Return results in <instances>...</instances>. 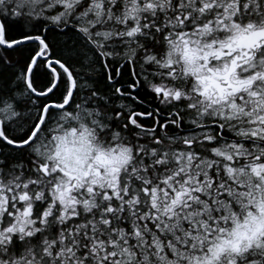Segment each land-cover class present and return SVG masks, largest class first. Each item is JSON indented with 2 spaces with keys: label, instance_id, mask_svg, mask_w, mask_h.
I'll use <instances>...</instances> for the list:
<instances>
[{
  "label": "snow or ice",
  "instance_id": "snow-or-ice-1",
  "mask_svg": "<svg viewBox=\"0 0 264 264\" xmlns=\"http://www.w3.org/2000/svg\"><path fill=\"white\" fill-rule=\"evenodd\" d=\"M0 264H264V0H0Z\"/></svg>",
  "mask_w": 264,
  "mask_h": 264
}]
</instances>
